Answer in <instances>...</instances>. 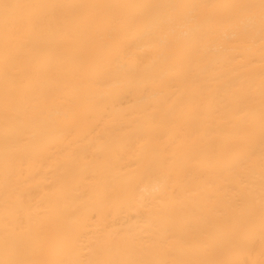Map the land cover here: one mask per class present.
I'll return each instance as SVG.
<instances>
[{"label":"bare ground","instance_id":"obj_1","mask_svg":"<svg viewBox=\"0 0 264 264\" xmlns=\"http://www.w3.org/2000/svg\"><path fill=\"white\" fill-rule=\"evenodd\" d=\"M2 2L0 260L262 264L260 0Z\"/></svg>","mask_w":264,"mask_h":264},{"label":"snow or ice","instance_id":"obj_2","mask_svg":"<svg viewBox=\"0 0 264 264\" xmlns=\"http://www.w3.org/2000/svg\"><path fill=\"white\" fill-rule=\"evenodd\" d=\"M0 7L8 9L9 7H16L14 5H8L3 3L0 0ZM175 7V6H171ZM260 9H261V19L264 22V0H260ZM148 21L144 17H134L129 21L131 26L147 24ZM262 134H264V118H262ZM262 168H264V159H262ZM261 204H262V225H264V184H262L261 190ZM77 236L75 231L69 227L63 237V244L67 248H71ZM0 264H36L35 261L31 260H12V259H3L0 260ZM55 264H217V262L211 261H198V260H189V261H164V262H141V261H127V260H69V261H57ZM264 264V262H262Z\"/></svg>","mask_w":264,"mask_h":264}]
</instances>
